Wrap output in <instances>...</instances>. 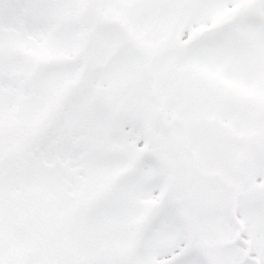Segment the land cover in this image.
<instances>
[{
  "label": "snow or ice",
  "instance_id": "1",
  "mask_svg": "<svg viewBox=\"0 0 264 264\" xmlns=\"http://www.w3.org/2000/svg\"><path fill=\"white\" fill-rule=\"evenodd\" d=\"M0 264H264V0H0Z\"/></svg>",
  "mask_w": 264,
  "mask_h": 264
}]
</instances>
